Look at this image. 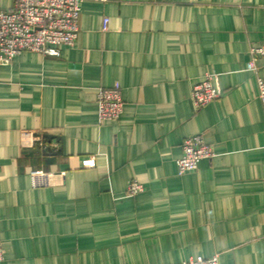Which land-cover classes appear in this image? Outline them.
Returning <instances> with one entry per match:
<instances>
[{"label": "crops", "instance_id": "obj_1", "mask_svg": "<svg viewBox=\"0 0 264 264\" xmlns=\"http://www.w3.org/2000/svg\"><path fill=\"white\" fill-rule=\"evenodd\" d=\"M262 42L264 0H83L59 57L0 63V264H264ZM206 74L222 93L196 110ZM114 85L122 112L100 121ZM197 133L214 155L178 174Z\"/></svg>", "mask_w": 264, "mask_h": 264}, {"label": "built area", "instance_id": "obj_2", "mask_svg": "<svg viewBox=\"0 0 264 264\" xmlns=\"http://www.w3.org/2000/svg\"><path fill=\"white\" fill-rule=\"evenodd\" d=\"M83 0H14L8 9H0V63H9L16 55L36 52L43 56L59 57L60 45L72 46L79 33L81 3ZM107 19L104 18L103 27ZM250 66L255 69L253 59L264 57V42L249 48ZM215 75L206 74L192 86L190 101L194 109H200L221 96V89L215 83ZM257 96L264 101V77L257 76ZM98 118L115 120L123 108L119 87H101L96 94ZM214 155L212 146L202 133L185 137L181 143V154L176 159L177 173L184 174L197 168L201 159ZM84 166L94 164L92 158L83 159ZM143 185L132 179L126 191L135 195ZM3 259L0 244V260ZM176 264H219L217 256L196 255Z\"/></svg>", "mask_w": 264, "mask_h": 264}]
</instances>
